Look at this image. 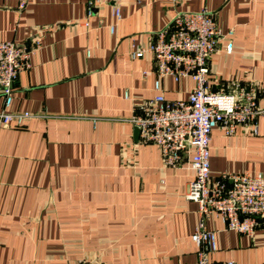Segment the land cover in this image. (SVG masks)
<instances>
[{"label":"crops","instance_id":"obj_1","mask_svg":"<svg viewBox=\"0 0 264 264\" xmlns=\"http://www.w3.org/2000/svg\"><path fill=\"white\" fill-rule=\"evenodd\" d=\"M88 2L0 0V42L42 37L6 110L36 117L0 124V264H195L194 172L166 168L158 146L135 142L130 120L156 95L157 75L152 55L131 52L178 13L204 6L223 33L233 32L209 61L213 90L234 80L264 87V0H124L120 20L109 4L89 21ZM162 83L170 101L194 88L191 80ZM210 173L264 175V117L257 136L213 130ZM206 226L216 232L211 263L264 264V231L237 234L216 217Z\"/></svg>","mask_w":264,"mask_h":264},{"label":"built area","instance_id":"obj_2","mask_svg":"<svg viewBox=\"0 0 264 264\" xmlns=\"http://www.w3.org/2000/svg\"><path fill=\"white\" fill-rule=\"evenodd\" d=\"M123 1L89 0L87 20L109 4H113L114 15L120 20ZM183 1L173 0L175 4ZM25 8L26 2H22L20 9ZM110 30L114 33L115 27ZM232 35V31L223 33L215 15L203 6L197 12L178 13L147 48L133 46L131 52L134 59L152 55L157 75L156 95L139 105L130 120L141 130L139 143L158 146L166 168L187 166L194 172L187 200L198 205L199 220L192 235L198 248L195 264H213L210 257L217 251L216 232L206 226L212 217L218 218L227 231L248 237L264 231V175L224 173L214 178L210 173L213 130L231 137L242 128L245 134L257 136L258 120L264 117V87L260 84L234 80L217 91L211 86L209 61L220 42ZM41 47L42 37L38 34L23 42H0V91L5 107L0 112L2 126H23L36 117L30 112L6 110L13 103L14 84L32 68V57ZM166 78L177 83L191 80L194 88L186 99L170 101L163 89L162 81ZM73 264L102 263L80 259ZM220 264L236 263L229 260Z\"/></svg>","mask_w":264,"mask_h":264},{"label":"water","instance_id":"obj_3","mask_svg":"<svg viewBox=\"0 0 264 264\" xmlns=\"http://www.w3.org/2000/svg\"><path fill=\"white\" fill-rule=\"evenodd\" d=\"M140 128L138 126H135L134 128V140L136 143H139V138H140Z\"/></svg>","mask_w":264,"mask_h":264}]
</instances>
